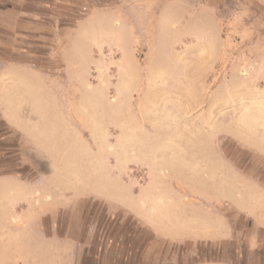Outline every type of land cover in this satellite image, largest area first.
<instances>
[{
	"label": "rangeland",
	"instance_id": "1",
	"mask_svg": "<svg viewBox=\"0 0 264 264\" xmlns=\"http://www.w3.org/2000/svg\"><path fill=\"white\" fill-rule=\"evenodd\" d=\"M61 28L29 59L66 86V119L43 111L31 119L41 134L2 144L1 109L15 100L0 102V179L28 182L0 185V264H264V247L244 240L246 215L229 211L232 240L175 244L131 211L169 171L185 180L205 164L227 196L237 182L245 208L264 206V0H84ZM76 180L129 207L76 200ZM10 188L27 198L11 206ZM38 227L48 242L31 245Z\"/></svg>",
	"mask_w": 264,
	"mask_h": 264
},
{
	"label": "crops",
	"instance_id": "2",
	"mask_svg": "<svg viewBox=\"0 0 264 264\" xmlns=\"http://www.w3.org/2000/svg\"><path fill=\"white\" fill-rule=\"evenodd\" d=\"M83 5L84 0H0V46L4 48V52H0V73L15 71L27 74L26 77H29L11 80L2 78L0 75V102L6 99L15 100L11 105L0 108L1 111L3 110V118L10 125V133L2 138V144L12 143L18 136L29 138L41 134L40 123L33 122L31 119L36 115H41L43 111L50 110L48 114H54L57 120L66 119L63 104L67 93L66 86L59 80L41 79L42 70L35 68L38 67L37 60L29 59V56L32 58L41 56L42 51L40 50H45L43 49L45 46L40 42L57 39L53 35L57 30L59 34H64L61 25L66 23L67 14H71V11ZM24 40H29L27 48H21V42ZM11 112L13 115L10 114ZM46 119L50 121L51 118ZM52 126L53 124H48V127L53 129ZM53 133L52 131L49 134L53 135ZM176 148L174 151H190L180 146ZM169 173L172 176L166 181L170 182L168 186L155 185L154 193L149 197H143V195L131 197L139 205L137 211L131 209L139 219L147 222L149 216H154L157 220L154 230L160 234L156 236L175 244L181 241L219 243L232 240L238 232L228 214L232 211L238 215L248 216L253 224L252 229L244 238L247 247L250 250L264 247V240L259 238V231H264V206L257 204L256 208L252 210L251 207L250 211L245 208L242 203L240 183L235 182L233 194L227 196L225 184L206 178V164L202 171H198L197 177L193 176L194 178L188 177L183 180L182 177L176 176L177 174L174 175V171H169ZM107 175L109 178L113 175L109 168H107ZM157 177L162 178L159 175ZM75 184L78 191L76 200L90 198L104 201L111 214H115V209L120 206L125 208L128 206L119 198L116 200L108 198L107 194L82 192V182L79 180H76ZM0 185L26 189L28 182L4 176L0 179ZM10 194L11 206L27 198L20 191L14 192L13 189ZM128 200H130V195ZM225 206L228 207V211L224 210ZM163 215H169L170 220H164ZM36 232L37 234H33L32 238L37 239L29 240L31 245H34V242L43 244L48 242L42 227H38ZM194 264L232 263L227 261L194 262Z\"/></svg>",
	"mask_w": 264,
	"mask_h": 264
}]
</instances>
